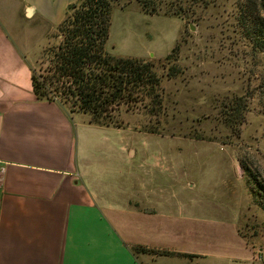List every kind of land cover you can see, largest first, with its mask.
Segmentation results:
<instances>
[{
    "label": "crops",
    "instance_id": "1",
    "mask_svg": "<svg viewBox=\"0 0 264 264\" xmlns=\"http://www.w3.org/2000/svg\"><path fill=\"white\" fill-rule=\"evenodd\" d=\"M78 1L0 0V264H264L235 217L183 210L112 126L36 99L30 60Z\"/></svg>",
    "mask_w": 264,
    "mask_h": 264
},
{
    "label": "rangeland",
    "instance_id": "2",
    "mask_svg": "<svg viewBox=\"0 0 264 264\" xmlns=\"http://www.w3.org/2000/svg\"><path fill=\"white\" fill-rule=\"evenodd\" d=\"M170 2L185 12L180 17L148 15L137 2L125 0L113 6L106 51L152 61L162 101L155 115L145 107L147 102L120 105L110 118L122 129L112 127L105 136L111 145L120 139L139 159L168 169L183 210L235 217L241 235L254 247L256 262L263 263L264 212L257 201L264 196L255 195L252 186L264 188V52L255 47L248 24L240 19L250 2V12L264 23V0ZM20 28L29 25L22 22ZM54 31L43 49L58 44ZM42 50L30 60L37 74L48 67ZM170 67L176 68L172 78L167 77ZM235 97H243L247 105L238 137L222 119L224 106Z\"/></svg>",
    "mask_w": 264,
    "mask_h": 264
},
{
    "label": "trees",
    "instance_id": "3",
    "mask_svg": "<svg viewBox=\"0 0 264 264\" xmlns=\"http://www.w3.org/2000/svg\"><path fill=\"white\" fill-rule=\"evenodd\" d=\"M125 1L126 4L137 2L141 11L148 15L180 17L185 12V8L180 4L174 5L170 0ZM116 2L79 0L68 6L52 36L58 44L52 49L42 50L48 67L42 74L33 70L31 85L37 100L58 101L65 106L68 104L69 112L88 115L89 124L118 129L121 126L110 118L114 109L120 105H133L137 102L145 105L147 102L145 107L155 115L160 111L162 99L158 93L160 79L152 61L115 57L105 49L111 12ZM248 3L247 13L240 14V21L248 24L246 32L252 35L255 47L264 52V23L258 15L250 12L252 3ZM176 51L174 48L164 57L163 66ZM175 73L176 68L170 67L167 77L172 78ZM224 108L223 125L238 137L239 126L245 121V99L235 97ZM245 171L249 173L248 168ZM249 177L254 182L250 173ZM256 185L252 186V192L264 196L263 186ZM257 202L264 212V201ZM135 250L145 251L141 247Z\"/></svg>",
    "mask_w": 264,
    "mask_h": 264
}]
</instances>
